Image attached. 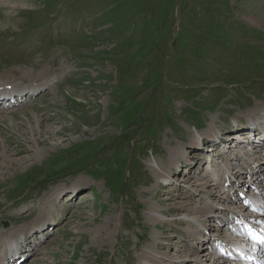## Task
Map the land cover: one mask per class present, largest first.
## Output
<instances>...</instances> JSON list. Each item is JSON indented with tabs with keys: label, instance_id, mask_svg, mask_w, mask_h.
<instances>
[{
	"label": "rangeland",
	"instance_id": "1",
	"mask_svg": "<svg viewBox=\"0 0 264 264\" xmlns=\"http://www.w3.org/2000/svg\"><path fill=\"white\" fill-rule=\"evenodd\" d=\"M0 3V88L36 91L0 107V247L33 227L37 247L18 264H141L189 247L201 264L232 261L203 245L235 238L224 214H254L264 160L226 188L234 140L191 145L212 125L231 133L264 116V0ZM209 176L207 192L192 187Z\"/></svg>",
	"mask_w": 264,
	"mask_h": 264
},
{
	"label": "bare ground",
	"instance_id": "2",
	"mask_svg": "<svg viewBox=\"0 0 264 264\" xmlns=\"http://www.w3.org/2000/svg\"><path fill=\"white\" fill-rule=\"evenodd\" d=\"M0 2H4V3L7 4V3L12 2V0H0ZM25 78H26V76H25ZM6 84L7 83L4 82L3 84H0V86H4ZM27 95L30 96V94H27ZM16 106H18V105H16ZM18 112H19V114H24L27 117H29V115H32V114L36 118L39 117V116H36L33 112H28V110H24V111L22 110L21 111V109H20V111H18ZM38 119H39L38 120L39 121V124H42L43 123V120H40V118H38ZM212 126H211V128L209 130H207L208 132H206V134H207L206 136L203 133H201V132H198V134L193 135L192 143L193 144H196V146H200L201 145L202 148H207L206 145L200 144V141L206 143L205 137H214L215 135H219V134H220L219 136H221V134L223 135V131L217 130L219 128H216V127L214 128ZM232 134H234V132L233 133H230V135H224L223 136V139L225 137L228 140H234V141L231 142V143L224 142L223 145L225 147H227V149L225 151V154H227V157H226V159H224L223 157L222 158L226 161L225 162L226 164H224V165L221 164L219 168H220V170L222 172L221 171L218 172L219 175H220L219 177L223 178L225 176V179L230 184L232 183V178L234 177V176L232 177V175H235L236 173H239L241 171H242V173L244 171H247V169L250 168L251 162L256 161L257 163L258 162L260 163L261 161L259 159L264 160V156H263V152H262L264 150V146H261V144H260L257 147L259 149H256L255 148V144L256 143H254L252 140L250 142L249 141L250 138H248V135H246V133H244V132L241 133L243 135H239L240 137L239 136L234 137V136H232ZM216 139H217V137L215 136V140ZM237 139H240V141H243V142H245L244 140H247L249 143H253L252 145L251 144H249V145L251 147H254V148H250L249 147L248 149H246L245 145H242L241 142L235 141ZM181 147L182 146H179L180 149H181ZM174 148H175V146H174ZM40 151H42V150H40ZM232 151L236 152V155H234L232 158H230V157H228V154H231ZM256 151H257V153H256ZM252 152H254V154H252ZM191 153H192V150L190 149V147H187L186 148V152L184 153V156L182 157V158L186 159L185 162H187V163L190 162V158H188L186 155H190ZM180 165L181 164H179V166ZM233 170H238V171L236 173H234ZM237 175H239L238 178L240 179L241 174L239 173ZM212 177L209 176V179L207 181H205V182H202V184L201 183H198V180H196V181L192 182V184H193L192 187L194 189H196L197 191L198 190H202V191H206L207 192L208 191V188L211 187L210 185H215V186L217 185V183L211 182V180L212 181L213 180L216 181V179H218L217 176H215V177H213V179H211ZM163 179H165V180L168 181L169 180V177L167 175H164L163 176ZM225 179H224V182H225ZM234 179H235V177H234ZM199 184H201L200 187H199ZM73 192H74V190L71 191V194H73ZM263 193H264V190H263ZM208 197H211V195H208ZM241 197H246V196L245 195L244 196L241 195ZM263 199H264V197L261 198V199H258V200L257 199H252V198H247L246 199L247 200V203L249 204V207L254 208V209H252L253 212H254V214L256 212H257V214H259L256 217L254 216V214L247 213L244 210H236L235 212L234 211L228 212L227 210H225V211L228 212V214H224V215H225V217H227V216L234 217L235 220L236 219L242 220V221L247 220L252 225H255L257 222L264 223V218L263 217H259V216H263L264 215V204H263V201H261ZM182 207L189 208V210H191L190 212H192L193 214H195V212L197 211L196 209H198L196 207H188V206H186L184 204H183ZM213 208H211V211H212ZM255 210H256V212H255ZM215 214H217V213H215ZM210 215H213L214 216V211L212 212V214L210 212ZM154 216L156 217V215H154ZM247 216L249 217V219H247L248 218ZM161 220H162L161 217H158V219L156 218V221L158 223ZM226 221H228V224L230 225V223H231L230 218H228ZM226 221H224V222H226ZM158 223H156V224H158ZM196 225L198 226V224H196ZM233 225H234V223H233ZM41 227H42V229H41L42 231H40V232H42V234L40 233V235L43 236V238L45 237V239H46L47 236H48L47 235L48 232L46 234V230H48V229H45L46 227H43V225H41ZM230 227H231V230H232V225H230ZM203 229L205 230L203 233H200L199 231H198V233L197 232H194V231H190L192 233V235L194 236V239H199L200 236H202V234L203 235L206 234L208 228L206 227V228H203ZM234 229H235V232H237V234H236V236H235V238L233 240H228V239H224L223 240L221 238L220 239L228 247V249L231 251V253H233V255L235 256V260H233L234 258H232V261L230 260V262H229L228 259L222 260L221 262L223 264L224 263L225 264H243V263L244 264H255L254 262H250V261L247 260V257L254 256V257H256L259 260L260 264H264V247H259V245H251V242H250L249 238L247 237V234L245 233V229H244V227L242 225L241 226L238 225ZM32 230H33V227H30L18 239H10V240H7L6 242H4V244H1L2 246L0 247V264H13V263L14 264H18V260L21 258V256L28 255L27 252L29 251L30 248H32L30 246V244L32 245L33 242L35 244L34 247L36 249V247H37L36 240L34 241L33 239H30V237L34 236V234H35V232H32ZM20 234H22V233H20ZM207 234L210 235V239L211 240H212L213 235H215L211 231H209ZM244 235H246V236H244ZM39 238L41 239V237H39ZM159 248H161V247H159ZM203 249L204 250H203L202 256H204V257H211L213 255V253H215V252H218L219 254L221 253V251H220L219 248H215V247L209 246V245H207V246L206 245H203ZM186 250H188L189 254L188 253H186V254L183 253V254H181L179 256L178 255L175 256V255H169L168 254V255H166L168 257V259H164V260L160 259L157 255L146 254V256H145V258H144V260H143V262L141 264H156V263H159V264H201L202 257H201L200 254H198V251L194 250L192 247H189V249L186 248ZM16 253H17V255H20V256H18V257H12ZM218 253H216V254H218ZM231 253L228 255L230 257V259H231ZM241 253H243L245 255V257H246L245 259H243V256L241 255ZM221 262H218V263L221 264Z\"/></svg>",
	"mask_w": 264,
	"mask_h": 264
},
{
	"label": "snow or ice",
	"instance_id": "3",
	"mask_svg": "<svg viewBox=\"0 0 264 264\" xmlns=\"http://www.w3.org/2000/svg\"><path fill=\"white\" fill-rule=\"evenodd\" d=\"M262 242H264V241H262Z\"/></svg>",
	"mask_w": 264,
	"mask_h": 264
}]
</instances>
